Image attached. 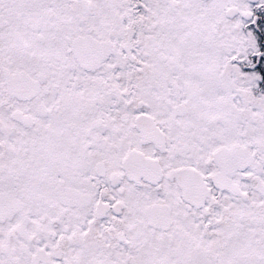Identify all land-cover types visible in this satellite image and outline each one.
<instances>
[{"label": "snow or ice", "instance_id": "obj_1", "mask_svg": "<svg viewBox=\"0 0 264 264\" xmlns=\"http://www.w3.org/2000/svg\"><path fill=\"white\" fill-rule=\"evenodd\" d=\"M0 264H264V0H0Z\"/></svg>", "mask_w": 264, "mask_h": 264}]
</instances>
